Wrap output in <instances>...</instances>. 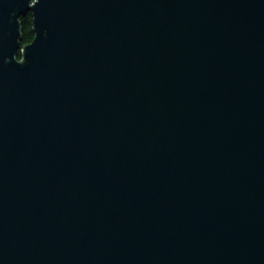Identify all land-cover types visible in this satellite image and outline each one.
Listing matches in <instances>:
<instances>
[{"label": "water", "instance_id": "water-1", "mask_svg": "<svg viewBox=\"0 0 264 264\" xmlns=\"http://www.w3.org/2000/svg\"><path fill=\"white\" fill-rule=\"evenodd\" d=\"M0 264H264V0H0Z\"/></svg>", "mask_w": 264, "mask_h": 264}, {"label": "trees", "instance_id": "trees-1", "mask_svg": "<svg viewBox=\"0 0 264 264\" xmlns=\"http://www.w3.org/2000/svg\"><path fill=\"white\" fill-rule=\"evenodd\" d=\"M31 22H32V17L30 13L19 18L20 33H21V39H20L21 48L32 42L33 34L31 32ZM20 59H21V56L19 54L17 56V60L19 61Z\"/></svg>", "mask_w": 264, "mask_h": 264}]
</instances>
